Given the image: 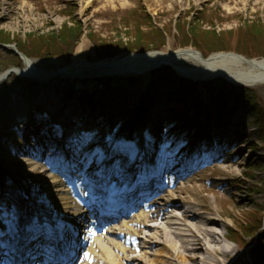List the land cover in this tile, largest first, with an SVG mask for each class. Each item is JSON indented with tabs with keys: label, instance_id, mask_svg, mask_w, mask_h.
<instances>
[{
	"label": "rangeland",
	"instance_id": "obj_1",
	"mask_svg": "<svg viewBox=\"0 0 264 264\" xmlns=\"http://www.w3.org/2000/svg\"><path fill=\"white\" fill-rule=\"evenodd\" d=\"M5 4L11 22L5 21L3 13H0V30L2 35L11 36V42L0 43V74L14 71L0 85V108L3 109L13 99H21L20 103L13 102V105L24 108L23 116L13 121L23 141L34 146L37 139L41 142L43 137L51 139L61 129H72L69 138L79 145L83 176L87 177L93 171L104 172L107 178L110 176L104 183V191L119 188L123 179L114 182L112 177L124 174L127 167L138 161H142V169L146 166H153L154 170L162 169L173 178L162 177L168 186L162 184L157 190L159 194H169L174 190L179 198H189L199 205L209 206L211 216L224 221L225 228L217 230L227 237L237 234L234 241L225 240V244L234 248L228 264H264V126L261 124V119L264 120V86H244L253 91L254 104L242 101H237V104L228 96L222 101L219 93L206 88V82L211 79L195 81V90L166 83L156 85V72L163 67L157 71L153 69L145 80L134 76H86L76 79L55 76L43 84L28 81L16 72L24 66L26 58L23 54L36 60L43 71L64 67L72 62L83 39L87 49L82 58L85 57L88 62L149 50L160 51L167 46L173 50L192 48L202 56L213 52H233L261 59L264 58V46L260 47V52L253 47H245L248 36L241 39L240 33L252 21L264 25V0H0V7ZM18 16L26 19L21 27L17 23ZM65 22L82 27L79 41L70 55L65 54L66 49L60 52L51 48L50 44L41 45L38 50L26 54L22 43L31 38L29 35L49 34L52 30L58 32ZM137 25L143 36L140 45L134 38ZM190 25L215 30L217 36H224L225 49L214 51L212 47L194 40L195 43H192V37L186 32ZM159 39H163L161 47ZM150 41L159 44V48L144 50ZM133 47L140 49L128 52ZM106 54L110 56L104 57ZM169 68H166L167 72ZM43 86L53 88L52 92L59 97L56 106L60 110L73 95H82L75 103H79L78 108H83V113H65L64 121L55 116L48 120L47 113L36 98L40 97ZM90 117L95 118V123L85 125L84 120ZM29 128H32L31 133L27 132ZM13 131L0 132V144L5 148H11V143L19 145L17 155L25 154L23 146L15 141L18 134ZM245 131L251 132V135L243 143L246 150L241 154L240 164L218 163L213 166L221 157L218 150L234 144L240 133ZM52 141V144L42 143L45 150L52 147L48 151L56 153L59 148L63 151L70 149L69 142L60 147L56 140ZM235 154L236 149L233 148L226 157L227 161L236 158ZM166 164L171 168L165 167ZM42 165L50 169L55 166V159H45ZM179 167L186 170L185 174L179 175L176 171ZM40 169H27L18 163L17 158L0 162V183L12 193L6 199L4 197L6 207L2 213L9 215L8 221L13 223L23 218L26 209L23 203L31 195L27 192L21 194L20 188L26 191V183L45 179L48 175H40ZM73 175L81 176L76 172ZM73 175L69 177L72 179ZM11 183L14 189H11ZM173 184L175 186L171 187ZM37 187L42 190L40 192L34 187L35 192L40 194L35 197L39 198L49 188L48 184ZM15 197H20L23 202ZM29 205L33 216L34 210L38 214L45 213L44 207L35 203ZM149 207H152L151 204ZM139 209L140 212L145 211L144 201L137 205L136 211ZM131 216L132 212L125 216L117 215L104 223L100 231L119 218ZM255 216L259 217L258 223L252 220ZM94 217L93 213L87 215L85 226L74 237L81 250H85L88 244L80 242L87 226L92 228ZM149 225H153L152 221L148 222ZM242 227H246V231H242ZM77 257L74 254L70 259L75 261Z\"/></svg>",
	"mask_w": 264,
	"mask_h": 264
},
{
	"label": "bare ground",
	"instance_id": "obj_2",
	"mask_svg": "<svg viewBox=\"0 0 264 264\" xmlns=\"http://www.w3.org/2000/svg\"><path fill=\"white\" fill-rule=\"evenodd\" d=\"M7 11L8 7L6 4L0 7V13H3L2 18L7 22H11ZM84 11L85 8L83 7L82 12ZM17 20L19 27L23 26L26 22V19L22 16H18ZM86 47V41L83 39L76 48L72 62L57 70L43 71V67L36 60L26 58L24 59V66L16 72L28 81L39 82L41 84L50 81L55 76L72 79L84 78L86 76H134L145 80L154 68L160 65H169L177 75L198 82L222 77L236 85L249 87L264 86V58L248 59L234 53H212L204 57L199 51L192 48L173 50L170 46H167L160 51L133 53L121 57L88 62L85 57L84 59L82 58L86 52ZM4 81L5 75L1 73L0 85ZM52 89L48 86H43L42 93L39 94L40 97L36 96L41 108H43L45 114L47 113L48 119L55 116L64 121L63 115L65 113L70 115L83 113V108L79 109V103H75L80 100L78 98L82 97V95H77V97L73 95L60 110L59 106H56L59 97L52 92ZM73 99L77 100L74 101ZM13 102L18 104L21 102V99H13L11 102L6 103L3 109L0 108V132L10 129L15 130L13 132L18 134V139L15 141L23 146L25 154L21 153L17 155L16 152L19 151L17 149L19 145L11 143V148L10 146L5 148V145L0 144V162L17 158L18 163L24 165L27 169L32 167L34 171V169L40 167V175H48L43 180L38 179L32 184H25L26 192L31 195V201L35 205L44 207L45 213L38 214L34 210V216L31 218L30 224L21 222L20 225L19 219L14 221L15 224L11 228V233H7L5 242L6 252L9 253L10 250L15 255L14 264H20L16 250L20 248L19 243L23 231L27 232V235L25 233L26 248L29 253L36 255L35 252L39 250H36V247L39 246L42 248L40 257L48 255V253L51 254L52 261L50 259V261L40 264H51V262L52 264H56L59 255L52 253V250H54L55 245L61 244L67 250L69 249L68 256L71 254L78 255L77 260H75L76 262L72 261V258H68L66 259V264H228L229 258L234 253V248L225 244V240L228 239L227 235L225 236L224 233L217 230V228H225L224 221L211 216L212 211L209 206L199 205L189 198H179L176 194L177 191L174 192L172 190L169 191V194H159L157 190L161 187L160 181L162 184L160 175H158L160 171H157V173L153 172L152 175L146 177L149 181H153L152 186L147 184L146 179L138 180L128 190H119L116 193V196H119L117 199H120L121 195L124 199L133 197L134 204H138L144 200L146 208L144 212H140V209L137 212L136 208L134 209V206L131 205L123 209L116 208V212L112 211V214L108 216L109 213L105 209H102L99 219H97L98 221L93 222L92 226H90L92 227L91 229L87 226L88 229L84 231L85 236L81 239L80 244L84 245L85 242L88 243L84 247L85 250L78 248L74 237H76V233L78 234V230L85 226V215L91 213V209L86 207L89 204V195L84 193L88 190V187H82L81 183H76L71 179L61 181L60 177H63L62 175L66 173L68 174L67 171L59 169V173L62 174L60 175L55 171V173H52L56 165L51 166L50 169L46 165H42L45 159L54 158H59L62 166L63 164L66 165L68 154L61 148L57 149L56 153L48 151L52 147L48 150H45L46 147H42L44 148L42 149L38 146L39 148H37L36 144L38 142L41 144L38 139L34 145L35 149H38V152L33 151L31 149L33 145L23 141L21 132L13 121L14 118L23 116L24 108L13 105ZM83 123L85 125H92L95 123V118H87ZM143 124L146 126L144 122ZM31 131L32 128H29L27 132L31 133ZM67 132L71 134L73 131L70 129ZM250 135L251 132H241L234 144H230L225 149L218 150L221 157L217 163H213V166L218 163L239 165L241 154L246 150L243 143ZM64 136V133L61 136L55 134V139L58 140L56 141L57 145L61 143ZM43 138L46 139V142L49 144L51 142L52 144L53 141L51 139L46 136ZM233 148L236 149V158L232 161H227L226 157ZM73 153L77 161L76 169H78L80 167V162L77 160L79 159L77 157L78 152ZM141 163L142 161L134 163L133 166L127 167L124 174L115 175V178L112 177L111 180L120 182L123 179V184L129 183L132 178L129 176L130 172L137 170L136 176L138 177L145 171V169H142ZM165 167L171 168L167 164ZM184 168L179 167L176 169L179 175L185 174L186 170ZM88 169V171H91L90 168ZM151 169H154V167L152 166ZM163 175L166 174L163 173ZM100 177L101 180H104V173ZM179 183L182 182L180 181ZM46 184H48L49 188L41 193L43 195L40 198L35 197L40 194L35 192L34 187L37 188L36 190L42 192L41 188L37 186H45ZM11 186V189H14L12 183ZM0 190L2 195L6 197L12 194L1 183ZM126 191L127 193H125ZM148 198L150 199L148 200ZM16 199L21 203L23 202L20 200V197ZM229 199L231 200V197H228ZM111 202L114 203L115 199L111 200ZM25 203L27 205V202ZM25 203H23L24 208L27 207ZM150 204L152 207H149ZM95 205L99 206L100 202H96ZM24 208L21 210L23 211ZM130 211L132 212L130 218L111 222L105 230L100 231L103 224L110 221L107 218L116 214L124 216ZM17 215L16 217H19ZM151 221L153 225L148 226V222ZM38 222L44 223L40 224ZM41 226L46 228V232L40 231ZM14 234L18 238L11 240ZM16 243H18V246L14 247ZM64 248L60 249L61 253L59 257L61 259H63L62 256L65 254ZM4 255L0 259L6 261L8 257L6 254ZM231 264L237 263L232 262Z\"/></svg>",
	"mask_w": 264,
	"mask_h": 264
},
{
	"label": "trees",
	"instance_id": "obj_3",
	"mask_svg": "<svg viewBox=\"0 0 264 264\" xmlns=\"http://www.w3.org/2000/svg\"><path fill=\"white\" fill-rule=\"evenodd\" d=\"M139 23V22H137ZM195 23V22H194ZM75 24V23H74ZM77 26H73L68 24V22H65L60 30L56 32L55 30H52L49 34H35L32 37L29 35L31 38H28L26 43H22L23 47H26V54L28 51L34 52L35 50H38L41 45L44 44H50L51 48H55L57 50H65V54L70 55L74 49V47L77 45L79 38L81 36V25L75 24ZM151 27V25H149ZM135 32L136 36L135 42L136 44L140 45L143 40V36L141 35V31L139 29V26H135ZM186 32L190 37H192V43H202L204 45L212 47V50L214 51H219L225 49V45L223 46V37L222 36H217V33L215 30H204L202 29L199 25H190L186 28ZM248 36V44L244 42L246 45L245 47H253L256 50L259 51L260 47L264 46V25L260 24L259 22H254L252 21L249 25L248 28L244 29V32L240 33L241 39L243 37ZM11 36L9 34L2 35V31L0 30V43L5 42V43H10ZM142 39V40H141ZM161 40V45H163V39ZM195 42H194V41ZM244 41V40H243ZM243 43V42H242ZM21 44V45H22ZM256 44V46L254 45ZM20 45V44H19ZM158 46V47H157ZM159 44H155V42L150 41L149 43L146 44V49L144 50H149V49H158ZM140 48L138 47H133L132 49H129L128 52H132L135 50H139ZM20 50H23L20 47ZM246 54V53H245ZM110 56V54H106L104 57ZM167 69H164V72H161L158 74L156 77V85L159 84H169L171 86H178L183 89H194L196 88V84L184 79H181L179 77H175L172 72L166 73ZM185 86V87H184ZM206 88H208L211 92L216 91L217 93L220 94L222 101H225L226 97H230L231 99L234 100L238 104L237 101H242L244 102H250L254 104L255 98L253 91L250 88L246 87H239V86H234L232 84H229L228 82H225L224 80H214L211 82H208L205 84ZM225 99V100H224ZM261 124L264 126V120L261 119ZM258 216H255L252 218V220H256L258 223ZM252 222L250 223V225ZM242 231H246V227H242ZM236 233H232L231 239H235Z\"/></svg>",
	"mask_w": 264,
	"mask_h": 264
},
{
	"label": "snow or ice",
	"instance_id": "obj_4",
	"mask_svg": "<svg viewBox=\"0 0 264 264\" xmlns=\"http://www.w3.org/2000/svg\"><path fill=\"white\" fill-rule=\"evenodd\" d=\"M0 247H2V245H0ZM85 255H87V254H85Z\"/></svg>",
	"mask_w": 264,
	"mask_h": 264
},
{
	"label": "water",
	"instance_id": "obj_5",
	"mask_svg": "<svg viewBox=\"0 0 264 264\" xmlns=\"http://www.w3.org/2000/svg\"><path fill=\"white\" fill-rule=\"evenodd\" d=\"M7 73H9V71Z\"/></svg>",
	"mask_w": 264,
	"mask_h": 264
}]
</instances>
